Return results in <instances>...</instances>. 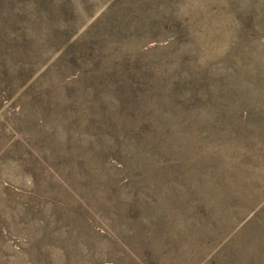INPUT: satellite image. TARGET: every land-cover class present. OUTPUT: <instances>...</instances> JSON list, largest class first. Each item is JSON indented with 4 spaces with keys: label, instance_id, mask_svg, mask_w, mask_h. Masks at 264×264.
Listing matches in <instances>:
<instances>
[{
    "label": "rangeland",
    "instance_id": "374dc122",
    "mask_svg": "<svg viewBox=\"0 0 264 264\" xmlns=\"http://www.w3.org/2000/svg\"><path fill=\"white\" fill-rule=\"evenodd\" d=\"M0 62V264H264V0H0Z\"/></svg>",
    "mask_w": 264,
    "mask_h": 264
},
{
    "label": "trees",
    "instance_id": "16d2710c",
    "mask_svg": "<svg viewBox=\"0 0 264 264\" xmlns=\"http://www.w3.org/2000/svg\"><path fill=\"white\" fill-rule=\"evenodd\" d=\"M169 15H170V18H175V16L172 13H170ZM178 31H179L180 34L183 33L181 30H178ZM89 40H90V42H88L87 44H84V46L80 47V48H84V50H83V54H84L83 59H84L85 62H86L85 56H87L86 65L87 64L89 65L88 62H90L91 60H94V56L97 59L98 54H99L98 51L100 49L99 48L100 44L97 43V41H95L93 38H91ZM77 44H78L77 40L76 41H71V40H69V37H68L67 41L63 45H61L60 49L63 48V50H65V51H64V54L62 55V58L60 60L63 61V59L67 56V54H69V58L72 56V58L70 59V64L72 63L74 65L75 64L78 65V63H80V62L83 63V59L81 57L78 58L77 55L75 56L74 53H73L75 48H77L76 47ZM0 71L3 72V77L4 78H8L10 71L7 68H5V66L1 62H0Z\"/></svg>",
    "mask_w": 264,
    "mask_h": 264
}]
</instances>
